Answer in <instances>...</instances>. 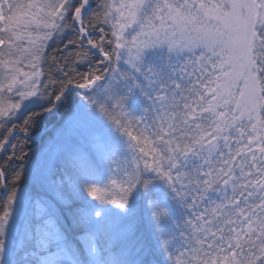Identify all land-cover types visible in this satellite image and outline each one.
Here are the masks:
<instances>
[{
  "label": "snow or ice",
  "instance_id": "6c2138e0",
  "mask_svg": "<svg viewBox=\"0 0 264 264\" xmlns=\"http://www.w3.org/2000/svg\"><path fill=\"white\" fill-rule=\"evenodd\" d=\"M0 264H264V0H0Z\"/></svg>",
  "mask_w": 264,
  "mask_h": 264
},
{
  "label": "rangeland",
  "instance_id": "374dc122",
  "mask_svg": "<svg viewBox=\"0 0 264 264\" xmlns=\"http://www.w3.org/2000/svg\"><path fill=\"white\" fill-rule=\"evenodd\" d=\"M58 121L61 122V117L57 116ZM63 123V122H62ZM61 128V127H60ZM58 128L52 137L48 138L44 143H40V150L38 151V154L36 155V158L34 161H36L38 158H44L47 159L48 157L45 156L44 154L49 153V149H51L50 158L51 161L55 164V172L57 177H59L60 174H62L65 171V164H64V159H63V151L62 148L60 147L62 141L59 139V130ZM52 126H47L44 128L43 133L51 131ZM29 140H34L36 142H41V135L37 136H31V139Z\"/></svg>",
  "mask_w": 264,
  "mask_h": 264
},
{
  "label": "trees",
  "instance_id": "16d2710c",
  "mask_svg": "<svg viewBox=\"0 0 264 264\" xmlns=\"http://www.w3.org/2000/svg\"><path fill=\"white\" fill-rule=\"evenodd\" d=\"M70 117V111L65 110V113L63 115V117H61V122L58 121L57 117H45L43 119H41L39 121V123L36 124V126L31 130V136H37V135H41V142H36L34 140H28L27 141V148L26 150L29 152L30 157H31V161L29 163H31L32 161L35 160L36 155L38 154V151L40 150V143H44L48 138L52 137L54 132L61 127L62 122H64L65 120H67ZM47 126H52L51 131L49 132H45L44 128ZM81 143L83 144V141L81 140ZM29 183V180L27 177H25L24 179V184L27 185ZM41 191V190H38Z\"/></svg>",
  "mask_w": 264,
  "mask_h": 264
}]
</instances>
